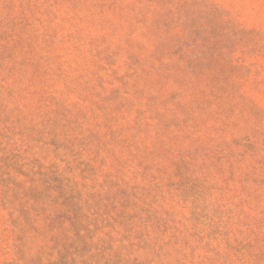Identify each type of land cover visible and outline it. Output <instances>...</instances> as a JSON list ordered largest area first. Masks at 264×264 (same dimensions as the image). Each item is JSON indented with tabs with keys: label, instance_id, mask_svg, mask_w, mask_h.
Listing matches in <instances>:
<instances>
[{
	"label": "rangeland",
	"instance_id": "1",
	"mask_svg": "<svg viewBox=\"0 0 264 264\" xmlns=\"http://www.w3.org/2000/svg\"><path fill=\"white\" fill-rule=\"evenodd\" d=\"M0 264H264V0H0Z\"/></svg>",
	"mask_w": 264,
	"mask_h": 264
}]
</instances>
